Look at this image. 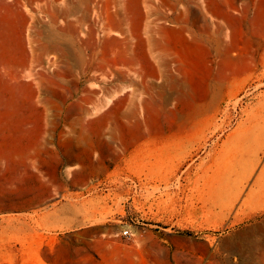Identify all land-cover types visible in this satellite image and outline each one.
<instances>
[{
	"label": "rangeland",
	"instance_id": "rangeland-1",
	"mask_svg": "<svg viewBox=\"0 0 264 264\" xmlns=\"http://www.w3.org/2000/svg\"><path fill=\"white\" fill-rule=\"evenodd\" d=\"M82 1L0 0L28 264H264V0Z\"/></svg>",
	"mask_w": 264,
	"mask_h": 264
},
{
	"label": "bare ground",
	"instance_id": "bare-ground-1",
	"mask_svg": "<svg viewBox=\"0 0 264 264\" xmlns=\"http://www.w3.org/2000/svg\"><path fill=\"white\" fill-rule=\"evenodd\" d=\"M6 115L5 117H7ZM9 133V129L6 127L4 132L5 135L3 136L5 141H8ZM9 198L10 197H5V199L0 201L1 209L6 208V210H13L14 207H16L15 203H10ZM45 215L46 214L43 212L34 211L30 214L9 213L0 216V264H11L10 260L17 256L18 264H28L30 242L25 241V239L28 236H32L35 227L42 223ZM22 233H25L26 237L22 238ZM39 249L40 247H36L35 251L37 252ZM233 250L238 251L236 247H233Z\"/></svg>",
	"mask_w": 264,
	"mask_h": 264
},
{
	"label": "crops",
	"instance_id": "crops-1",
	"mask_svg": "<svg viewBox=\"0 0 264 264\" xmlns=\"http://www.w3.org/2000/svg\"><path fill=\"white\" fill-rule=\"evenodd\" d=\"M85 3L82 0H75L73 6H75L78 10L77 14H75L76 19H80L84 15V7ZM91 14V13H90Z\"/></svg>",
	"mask_w": 264,
	"mask_h": 264
},
{
	"label": "built area",
	"instance_id": "built-area-1",
	"mask_svg": "<svg viewBox=\"0 0 264 264\" xmlns=\"http://www.w3.org/2000/svg\"><path fill=\"white\" fill-rule=\"evenodd\" d=\"M127 232L125 231L124 234H126Z\"/></svg>",
	"mask_w": 264,
	"mask_h": 264
}]
</instances>
